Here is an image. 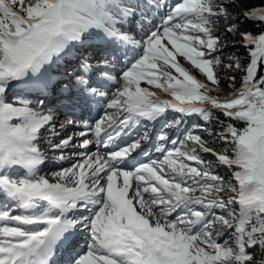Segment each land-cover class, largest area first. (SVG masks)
<instances>
[{"label":"snow or ice","instance_id":"snow-or-ice-1","mask_svg":"<svg viewBox=\"0 0 264 264\" xmlns=\"http://www.w3.org/2000/svg\"><path fill=\"white\" fill-rule=\"evenodd\" d=\"M233 6L235 0H0V264H52L57 249L68 252L67 264H249L253 256L246 249L264 252V8L243 13L261 24V34L241 32L239 21L227 28L240 36L247 65L232 56L235 63L224 64V44L214 32ZM152 12L159 23L149 18ZM133 22L141 32L149 26L139 40ZM89 41L111 50L92 75L93 66L81 63L71 102L88 110L105 106L94 123L80 122L79 136L95 141L77 144L69 136L46 142L60 153L58 160L66 159L70 146L89 149L95 142L107 151L86 152L50 183L37 170L46 160L42 130L59 135L54 115L24 100L9 102L11 90L46 92L55 82L52 66ZM120 51L133 56L113 74ZM178 57L217 87V70L235 68L244 73L241 85L223 99L211 96ZM228 79L234 87L235 76ZM213 109L226 118L215 117L221 126L216 135L232 146L233 156L208 146L198 134L212 135L206 126L181 131L184 117L208 122ZM169 112L180 116L169 118ZM160 120L159 155L142 162L138 157L147 155L144 145L153 140L149 125ZM201 152L234 168L236 183L218 175ZM9 202L26 214H12ZM83 232L86 246L77 249ZM226 232L231 244L218 242Z\"/></svg>","mask_w":264,"mask_h":264},{"label":"rangeland","instance_id":"rangeland-1","mask_svg":"<svg viewBox=\"0 0 264 264\" xmlns=\"http://www.w3.org/2000/svg\"><path fill=\"white\" fill-rule=\"evenodd\" d=\"M156 17L153 21L154 23H159V17L156 16L155 12L150 13L149 18ZM132 35L139 40L145 32L148 31V25H145L144 31L141 32L140 29L137 27L136 23L133 22L131 25ZM99 46H93L86 50H79L78 52L69 56L70 61L67 63L66 66H62V69L56 71L55 67L57 64L53 65L51 68L52 75L54 77V83L49 87L46 92H39V91H30V90H21L19 88H14L11 90V98L12 100H24L26 101L30 107L33 109L39 110L44 114L52 113L54 115L53 124L56 125V131L59 133L58 136L50 137L49 132L42 130V137L41 141L39 142V147L41 151L45 154L46 160L37 170V175L49 180L50 183L57 182L54 179V174L62 169L70 168L73 164L81 161L83 159L84 154L87 152L89 154L99 151L101 154L106 152L107 150L102 146L97 148L95 142L90 146L89 149H82V148H73L69 147L68 149L64 150V155L66 159L58 160L56 159L57 156L60 155L59 152H53L50 150L47 140L52 139L53 143H59L60 139L67 138L69 136L74 137V142L79 143V141L83 138H89L95 141V137L91 135L89 137H80L79 132L83 130L82 125L80 124L81 121H87L89 124L94 123L95 120L103 117L106 108L103 104L97 106L93 105L90 110L82 109L80 107H75L72 102V96L75 93L74 85L76 83L75 77L82 72L81 63L88 62L90 63L93 68L89 75L96 73L99 69L96 68V63L98 60L102 58L103 53L110 51V48L103 46L99 42ZM117 56L121 57L118 63L114 64V67L111 69L113 74H119L124 70L125 65L132 59L133 53L129 52L127 56H125L123 51L117 52ZM178 61L180 62L181 66H183L191 75H193L196 79L200 82L205 83L208 85L211 91L208 93L211 96H215L217 98L223 99L227 96V91L225 89L218 88L215 85H212L209 81H207L206 77L199 72L198 69H195L194 66L191 65L189 61H186L182 57H178ZM142 87H149L147 84L142 83ZM67 87L68 93L65 94L62 92V89ZM151 91L157 93V95L161 99H171L167 94L163 93L159 89L150 88ZM115 91V88L112 89L111 92H108V96L111 97L112 92ZM16 106H19L18 104ZM205 107H210V105H206ZM175 116L179 118L180 114L178 113H171L169 112V118ZM195 116V115H194ZM194 116H186L184 117V123L181 126V131L185 129L193 130L195 126L193 120ZM75 120L77 124L68 125L67 121ZM164 121L160 120L154 124L149 125L150 135L153 137V140L150 143L144 145L147 155H142L138 157L140 161H146L149 157L155 158L159 154L155 152L154 145L157 143L155 140V136L161 131L162 125ZM63 124L64 127L61 128L60 125ZM169 135L173 139H183V136H173L172 130H168ZM139 131H143L140 129ZM127 139V138H126ZM95 146V147H94ZM191 145L189 144V147ZM210 146V145H208ZM169 148L173 147L171 144L168 145ZM212 147V146H210ZM213 148V147H212ZM88 150V151H87ZM92 150V151H91ZM90 151V152H89ZM207 153H200V155H205ZM213 164L216 163L220 165L216 158L212 162ZM212 164V165H213ZM222 166V165H221ZM20 175L25 173L24 169L19 170ZM231 183H236L232 177V173L225 179ZM69 186H72L69 184ZM199 194V193H197ZM11 204V202H9ZM4 201L0 199V206H3ZM12 207V214H26L23 213L22 210H19L15 207L14 204H11ZM88 234L87 232H83L78 236V242L76 244L77 249H84L86 246ZM223 239L221 236L218 238V242L223 243ZM58 255L55 259L52 260V264H67L69 259L68 252L64 249H58L56 252Z\"/></svg>","mask_w":264,"mask_h":264},{"label":"trees","instance_id":"trees-1","mask_svg":"<svg viewBox=\"0 0 264 264\" xmlns=\"http://www.w3.org/2000/svg\"><path fill=\"white\" fill-rule=\"evenodd\" d=\"M224 2H228V0H224ZM262 8H264V0H235V6L230 7L228 9L229 17H230L229 20L225 21L221 19L218 22V28L214 32V35H218L221 39V42L224 44V48H223L224 55L222 57L224 64L230 62L234 64L235 63L234 60L229 61L228 59L229 56H232V57H238L242 65H247V63L250 60V57L248 56V52L244 47L240 36L238 34L229 33L227 31V28L232 24L237 23V21H239L241 32L248 31L254 35L261 34V24L255 21L245 20L243 17V13L245 12V10H249V9H253L259 12ZM99 45H100L99 41H89L84 45H77L73 49L71 55L78 52L79 50H86L93 46H99ZM69 56L65 57L64 59L56 63L57 64L55 67L56 71L62 69V66L67 65V63L70 61ZM217 71L221 81L218 88H221L222 90L225 89L227 91V96H230L236 91V89L240 87L244 73L235 70V68L228 69L223 67L218 69ZM230 76H235L234 87L230 86V84H232V82L228 79V77ZM212 111L214 112L215 115L213 119L208 122L203 121L198 116H194L193 120H195L194 122L195 125L199 124L206 126L209 128V130L212 133V135H209L207 132L199 131L198 134H200L205 140H207L208 145L212 146L215 150L223 151L227 149L228 154L230 156H233L234 153L232 151V146L220 140L216 135L221 131V126L215 117L218 116L219 120H225V121L226 118L223 117L218 112H216V110L213 109ZM237 126L242 127L243 122H239ZM201 156L205 161L213 162V160H215V157L208 153ZM212 168L218 175H220L224 179L228 178L230 173H233V171L235 170L234 168H228L227 166L217 165L216 163L212 165ZM221 239H223L224 241L229 240V243L230 244L232 243L230 236L227 232L224 235H221ZM246 251H248L253 256V260L250 261L249 264H261V262L264 261V252H261V250L258 247L246 249Z\"/></svg>","mask_w":264,"mask_h":264},{"label":"bare ground","instance_id":"bare-ground-1","mask_svg":"<svg viewBox=\"0 0 264 264\" xmlns=\"http://www.w3.org/2000/svg\"><path fill=\"white\" fill-rule=\"evenodd\" d=\"M95 147V146H94ZM88 151V150H87ZM92 151V150H91ZM90 152V151H89ZM58 250V249H57ZM57 252V251H56ZM58 254L57 253H55V255H54V257H53V259H55V257L57 256Z\"/></svg>","mask_w":264,"mask_h":264}]
</instances>
